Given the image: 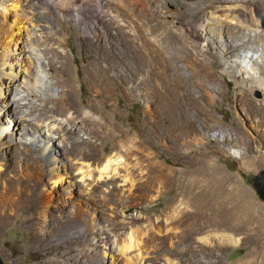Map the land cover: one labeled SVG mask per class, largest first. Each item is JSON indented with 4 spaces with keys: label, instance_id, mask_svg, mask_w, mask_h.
I'll use <instances>...</instances> for the list:
<instances>
[{
    "label": "rangeland",
    "instance_id": "1",
    "mask_svg": "<svg viewBox=\"0 0 264 264\" xmlns=\"http://www.w3.org/2000/svg\"><path fill=\"white\" fill-rule=\"evenodd\" d=\"M59 1L33 12L22 0L0 6V81L13 84L0 106L4 264H50L82 253L103 264H110V255L115 264H264V201L253 187V178L264 171V74L258 72L264 71V58L240 67L233 46L245 42L230 45L228 39L229 31L244 28L264 33V13L239 6L240 16L232 17L233 5L224 8L230 13L206 7L200 20L190 18L180 0H147L148 11L138 7L129 17L98 9L96 0H69L64 7ZM80 5L99 24L79 20ZM146 13L151 21L145 24ZM106 32L112 36L107 63L100 62L104 84L90 72L104 41L87 44ZM9 33L14 41L6 47ZM261 44L253 47L261 50ZM56 50L65 59L56 61ZM246 65L257 73H247ZM192 78L205 85V95L189 87ZM36 107L80 110L99 121L100 134L89 135L92 123H82L85 131L67 147L58 146L64 134L59 132L47 147L49 138L39 143L22 130L23 119L39 121ZM72 109L43 118L66 125ZM186 125L189 132L182 134ZM44 147L46 163L39 159ZM108 158L115 162L100 176ZM192 172L225 214L222 225L208 226L190 241L182 225L166 231L162 214L176 195L173 174ZM130 241L134 246L125 256L131 263L115 249ZM81 262L89 264L87 258Z\"/></svg>",
    "mask_w": 264,
    "mask_h": 264
},
{
    "label": "bare ground",
    "instance_id": "2",
    "mask_svg": "<svg viewBox=\"0 0 264 264\" xmlns=\"http://www.w3.org/2000/svg\"><path fill=\"white\" fill-rule=\"evenodd\" d=\"M22 1L25 3V6H27L31 12H33L34 8H38L39 6H43L45 4L54 5L52 3L53 0H22ZM68 1L69 0H61L58 2V3H60L58 5H60L61 7H64L65 4L68 3ZM5 2H6V0H0V6L1 5L3 6V4H5ZM96 2L98 3V9L100 8V9H105V10L118 11V13L119 12H125V14L129 17L132 15V11L134 9L139 7L140 9H145L148 11V9H149L148 7L150 5L149 1H147V0H96ZM170 2H173V1L170 0ZM179 2L187 4L186 10H187V13H188L190 18H199L200 20L203 18V15H205L204 10L206 9V7H211L213 10H216L215 11L216 13H219L221 11L222 12H224V11L228 12L229 10H224L225 6L233 5L235 7L234 8L235 13H233V15L231 14L232 17L240 16L239 12L241 10L238 9L239 6H242L246 9L249 8L253 12L264 13V0H195L193 3H188L187 0H180ZM85 4H88V2H86ZM157 4H159V3H157ZM230 6H227L226 9H229ZM12 7L16 12L18 11L17 10L18 6L16 7V5H12ZM42 8H44V7H42ZM78 10L79 11L77 12V16H78L77 18L79 20H82V21L86 20L89 22V25L99 24V18L96 17L95 15L90 16L89 14H86L84 12L83 6L80 5ZM229 13H230V11H229ZM17 15H15V16H17ZM224 15H228V14H224ZM18 16L20 18L23 17L24 16L23 11ZM208 16H210V15L208 14ZM220 16H222V14L221 15L219 14V17ZM210 18H213V17L210 16ZM149 21H151V18L149 16V14L146 13L144 15V23L145 24L149 23ZM129 22L131 23V21H129ZM219 34L220 33H217V37L220 39L221 37L219 36ZM116 35H118V31L115 33V36ZM228 35H229L228 39H229L230 45L236 44V41L245 42V43H241L239 45L233 46L234 52L237 53V55L239 56V58L241 60L240 65L238 64L240 67H241V63H244V62H252L255 65H258L259 64V58H264V33H261L258 30L255 31V30H252L249 28H244L241 31H236V32L229 31ZM110 36H112V34H110ZM110 36H109V33H107V32L104 33L103 37L98 36L96 34V35H94L93 38L89 39V42L87 44V46L90 48L91 47H97L101 44V38L104 41V45H103L105 47L104 50L98 49L96 51L97 56L94 59V65H90L91 66L90 72H91L92 76L97 80V82L104 83V84L108 80L104 74L103 65L100 62L102 60V62L107 63L108 59L106 60L104 52L106 51V48L108 46H110V44H111V41L109 38ZM13 37H14V35H12L11 33L6 35V40H7L6 47H9L10 44L13 43V41H14ZM259 37H262V38L258 39ZM222 39L225 40V37L224 38L222 37ZM261 41H262L261 50L257 47H253L254 42H261ZM58 42H60V44H58V46L59 45L62 46V41L58 40ZM249 43H251L252 45H250ZM205 51H208V48H206ZM177 53H179V52H177ZM65 56L66 55H64L63 52L59 51V50H56L54 53V57H55L56 61H58V62L63 60V58L65 59ZM188 68H190V67H188ZM245 68H246L245 70L247 73H253V74L257 73L256 69L253 66L248 67V65H246ZM190 70L193 71L192 67L190 68ZM32 72L30 71V73H29L30 74L29 75L30 80L32 78V75H31ZM193 72H195V71H193ZM258 72L260 74H264V71L258 70ZM196 73H198V72H196ZM180 76L181 75L179 73L178 79H179L180 84H178V86H179V89H183V87L186 85V83H185V79L183 80V78H181ZM193 78L189 79V84H188L189 87H192L194 90H198L199 93H201V94L206 92V91H204L205 85H202V83H197L196 81L193 80ZM12 86H13V84H11V83H9V85H6V84H2V82L0 81V97H1V93L4 92V97L0 100V106H3L6 103V102H4V99L6 98L7 95L10 94ZM65 92H67V91H65ZM243 94H245V93H243ZM203 95H205V93ZM7 101H8V104L6 106L9 107V104H10L9 100H7ZM36 109H38V111L40 112L39 115L41 118L39 117L37 119V120H39V121H37V123L32 121L31 119H23L22 118L23 119V120L21 119L22 120V127H23L22 130H27L26 135H25L26 137L27 136L29 137L30 134L35 135L39 143H41L44 140V138H49L50 141L48 142L47 147L51 146V144L54 145L56 143L55 142L56 140H54L55 132L64 133L61 137V140L58 142V146L60 145L59 144L60 142H63L62 146L67 147V142L69 140H73L74 138L78 137L81 134V132L85 131V128H83L82 123H86V124H88V122L92 123L93 127L89 129V135H92V136L97 135L98 136L100 134L99 127H101V126H99V121L97 119H95L93 116L88 115V114L85 117L82 116L80 110H73L72 108H65V109H63V112H59L58 110H56L54 108L50 109V107L49 108L48 107H46V108L45 107H40V108L36 107ZM71 109L73 110V113L70 115V117H68L66 119V121H67L66 125H55L52 122L45 121L46 119L43 118V117H46L51 112L54 113L55 115H58V116H64L65 112L68 110H71ZM165 112H168V111L165 110ZM78 121H80V123ZM77 123H79L80 126L77 127ZM176 123L179 126V122L176 121ZM6 124L9 125V124H11V122H8ZM31 125L33 126L32 130L27 129V126H31ZM176 128L177 127L175 125V127H172L171 131L174 132L176 130ZM182 128H183V129H181L182 134L189 132L187 125L185 127L182 126ZM189 128H191V126H189ZM191 130L193 131L194 129H191ZM20 136H22V135H20ZM52 139L54 141H52ZM30 148H32V147L30 146ZM41 153L42 154H41V157H39V159L46 163L47 157L45 154V147ZM104 161H105L104 164L102 165L101 169L99 170L100 176L102 175V173L104 174V172L107 173V171L109 170L108 169L109 166L115 162L111 158H108ZM159 174H160L159 171L154 172L155 177H159ZM115 175L116 174L113 172V174L111 175L110 178H113V176L115 177ZM198 175H199L198 173L192 172V173H189L188 175L186 174V176H184V177L179 175L177 178H175V176L173 174V178H174L173 184L175 185L176 190H177L176 195H175V198H174L172 204L170 206L165 207L163 214H162L164 217L162 226L165 228L166 231L170 230L171 226L182 225V226H184V230L182 231V233L190 241H193L195 235L197 233L201 232L202 230H204L206 227L222 225L224 223V220H223L224 214H225L224 208L221 205L216 204L213 201L212 197H214V194L209 193L208 192L209 190L205 189L204 180L200 177V175L199 176ZM155 177H153V178H155ZM43 201H44V199H42V202ZM75 219H78V217H75ZM75 222L77 223L76 220H75ZM149 226H151V225H149ZM93 227L99 231H102V233H103V231H105V229L101 230L100 227H96V226H93ZM106 227H107V224H106ZM130 243L131 244H128L127 246H126V244H121V245L116 244V248H115L121 255H123V259H127V261H129V263H131L132 260L126 258L125 253L127 251H129L132 248V246H134V245H132L131 241H130ZM136 246L139 247L138 242L136 243ZM113 248L112 249L109 248L110 252H113ZM138 256L139 255H137V257ZM77 257L71 256V257H67L64 260H58L57 259V260L52 261L50 264H70L71 262H72V264H81L82 263L81 260L84 258L88 259L89 264H103L102 258H99L98 256H95L92 254H89L88 256H86V255H83V253H82L81 255H78ZM81 257H82V259H81ZM139 260L141 261V259H139ZM110 264H115V261L112 260L111 255H110Z\"/></svg>",
    "mask_w": 264,
    "mask_h": 264
},
{
    "label": "water",
    "instance_id": "3",
    "mask_svg": "<svg viewBox=\"0 0 264 264\" xmlns=\"http://www.w3.org/2000/svg\"><path fill=\"white\" fill-rule=\"evenodd\" d=\"M253 187L259 198L264 201V171H261L253 178ZM0 264H4L1 258Z\"/></svg>",
    "mask_w": 264,
    "mask_h": 264
}]
</instances>
